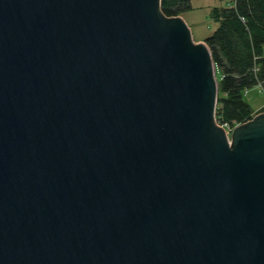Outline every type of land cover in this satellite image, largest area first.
Listing matches in <instances>:
<instances>
[{
	"label": "water",
	"instance_id": "obj_1",
	"mask_svg": "<svg viewBox=\"0 0 264 264\" xmlns=\"http://www.w3.org/2000/svg\"><path fill=\"white\" fill-rule=\"evenodd\" d=\"M161 0H0V264H264V113Z\"/></svg>",
	"mask_w": 264,
	"mask_h": 264
},
{
	"label": "trees",
	"instance_id": "obj_2",
	"mask_svg": "<svg viewBox=\"0 0 264 264\" xmlns=\"http://www.w3.org/2000/svg\"><path fill=\"white\" fill-rule=\"evenodd\" d=\"M189 3L161 0V10L167 17L181 16L190 10ZM231 5L212 10L218 25L204 42L217 69L216 119L235 125L255 116L243 98L245 91L259 86L264 92V0H234Z\"/></svg>",
	"mask_w": 264,
	"mask_h": 264
},
{
	"label": "rangeland",
	"instance_id": "obj_3",
	"mask_svg": "<svg viewBox=\"0 0 264 264\" xmlns=\"http://www.w3.org/2000/svg\"><path fill=\"white\" fill-rule=\"evenodd\" d=\"M233 0H190V10L182 12L181 16L188 25L195 41L204 40L217 27L212 17L214 8H229ZM217 78V77H216ZM251 111L258 115L264 113V92L260 87L247 89L243 96Z\"/></svg>",
	"mask_w": 264,
	"mask_h": 264
},
{
	"label": "built area",
	"instance_id": "obj_4",
	"mask_svg": "<svg viewBox=\"0 0 264 264\" xmlns=\"http://www.w3.org/2000/svg\"><path fill=\"white\" fill-rule=\"evenodd\" d=\"M216 124L223 129V131L225 132L228 138L230 137V134L232 130L234 129V127L237 125V124L229 125L228 123H220L217 119H216Z\"/></svg>",
	"mask_w": 264,
	"mask_h": 264
},
{
	"label": "crops",
	"instance_id": "obj_5",
	"mask_svg": "<svg viewBox=\"0 0 264 264\" xmlns=\"http://www.w3.org/2000/svg\"><path fill=\"white\" fill-rule=\"evenodd\" d=\"M233 1H234V0H233ZM231 3H233V2H231ZM230 7H233V6L231 5ZM197 42H204V40H199V41H197Z\"/></svg>",
	"mask_w": 264,
	"mask_h": 264
},
{
	"label": "bare ground",
	"instance_id": "obj_6",
	"mask_svg": "<svg viewBox=\"0 0 264 264\" xmlns=\"http://www.w3.org/2000/svg\"><path fill=\"white\" fill-rule=\"evenodd\" d=\"M240 124H241V123H240ZM240 124H237V125H240ZM242 124H243V123H242ZM237 125H236V126H237Z\"/></svg>",
	"mask_w": 264,
	"mask_h": 264
}]
</instances>
